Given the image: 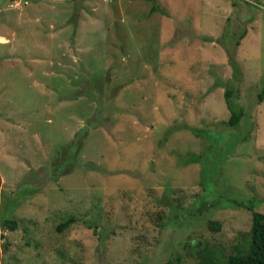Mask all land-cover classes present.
Returning <instances> with one entry per match:
<instances>
[{
  "label": "rangeland",
  "instance_id": "rangeland-1",
  "mask_svg": "<svg viewBox=\"0 0 264 264\" xmlns=\"http://www.w3.org/2000/svg\"><path fill=\"white\" fill-rule=\"evenodd\" d=\"M263 79L264 0H0V264L245 247L236 201L264 212Z\"/></svg>",
  "mask_w": 264,
  "mask_h": 264
},
{
  "label": "trees",
  "instance_id": "trees-1",
  "mask_svg": "<svg viewBox=\"0 0 264 264\" xmlns=\"http://www.w3.org/2000/svg\"><path fill=\"white\" fill-rule=\"evenodd\" d=\"M233 5L237 6L236 2H232ZM152 11H155L156 8L152 7ZM245 34V31L240 34L239 38L237 39L235 45H238L239 39H241ZM228 56V63L233 69V74L236 71V63L234 61V53L227 52ZM264 80V79H263ZM227 106L230 110V116L228 120V124L230 126L236 125L240 117L242 116L241 110H235L232 108L231 102L229 101L230 96L232 95V89L230 87L225 88L223 93ZM264 100V85L257 93V102L261 103ZM236 205L239 207L246 208L251 212V226L249 233L246 234L248 238V243L245 247L238 248L236 253L229 254L224 257L221 262L215 259L216 255L210 249H200L197 253L198 264H264V212H260L254 210L251 204H245L242 201L237 202ZM74 221L73 217H69L64 222L60 223L56 226L57 230H61L62 228L68 226L71 222ZM3 225H7L9 229L15 228V221L14 220H4L2 222ZM209 227L214 230H219V223L218 222H209ZM180 258L176 257V262L179 263Z\"/></svg>",
  "mask_w": 264,
  "mask_h": 264
},
{
  "label": "water",
  "instance_id": "water-1",
  "mask_svg": "<svg viewBox=\"0 0 264 264\" xmlns=\"http://www.w3.org/2000/svg\"><path fill=\"white\" fill-rule=\"evenodd\" d=\"M249 1H251V2H258L259 0H249Z\"/></svg>",
  "mask_w": 264,
  "mask_h": 264
}]
</instances>
